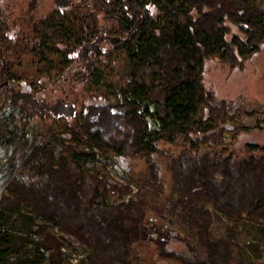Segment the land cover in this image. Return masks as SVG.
<instances>
[{"label":"trees","instance_id":"obj_1","mask_svg":"<svg viewBox=\"0 0 264 264\" xmlns=\"http://www.w3.org/2000/svg\"><path fill=\"white\" fill-rule=\"evenodd\" d=\"M41 1L0 0V83L14 86L6 99L45 132L38 144L27 146L24 132L9 140L14 168L0 191V264H12L14 237L2 225L13 214L32 222L22 207L89 250L78 264H132V245L143 242L181 264H252L232 249L231 234L212 235L206 206L248 217L264 237V143H246L242 154L227 149L221 134L237 110L225 99L213 103L202 67L207 58L234 67L258 51L260 1L115 0L121 17L108 7L113 0H51L39 14ZM123 53L150 69L139 90L104 92L105 103L79 107L39 96L53 71L68 82L108 75ZM24 56L41 63L32 79L19 70ZM151 95L163 97L166 114L147 132L151 113L130 96ZM204 142L218 149L202 151ZM171 240L183 249H168Z\"/></svg>","mask_w":264,"mask_h":264},{"label":"rangeland","instance_id":"obj_2","mask_svg":"<svg viewBox=\"0 0 264 264\" xmlns=\"http://www.w3.org/2000/svg\"><path fill=\"white\" fill-rule=\"evenodd\" d=\"M259 1L264 10V0ZM2 2L26 4V0H2ZM51 6V0H42L38 8L39 14H45ZM108 7L114 15L121 17L119 4L115 0L109 3ZM40 64L38 59L24 56L19 70L26 75V78L32 79L37 76L36 71ZM149 72V68L142 67L135 59L123 53L119 63L108 75L97 70L86 80L68 82L54 80L55 71H53L49 80L42 79L45 89L39 92V96L50 100L59 99L60 102L72 103L76 107H79L80 103L103 104L104 92L119 88L128 90L129 87L139 90L147 85ZM202 83L212 93L214 104L225 99L231 101L237 110L234 115H238V118L227 123L226 131L221 134L224 138L223 144L228 150L242 154L246 143H264V113H260L264 109V43L260 45L258 51L247 56L240 65L234 67L213 58L205 59L202 67ZM18 84L20 89L29 90L27 81ZM11 88L14 89V86L7 82L0 83V191L14 168L13 162L9 161L13 148L9 140L24 132L29 146L41 143L45 133L36 118L26 120L6 99V90L9 91ZM130 97L141 101V108L146 106L151 113L150 116H146L147 132L157 131L161 125L156 116L163 117L166 114L163 97L155 95L143 99ZM198 115L199 112L189 115L184 122L194 126L193 123ZM206 119H208L207 112L203 115V120ZM53 126L56 131H60L63 122L56 120ZM198 135L202 136L201 133ZM198 148L202 151H212L218 149V146L204 142L199 143ZM178 151L173 149L175 153ZM111 172L113 175L117 173ZM131 188L135 190L134 186ZM206 208L210 211V231L213 236L226 238L228 233L231 234L232 249L235 252L247 256L252 264H264V237L258 230L259 223L246 216H226L208 205ZM21 212L32 217V222L13 214L1 227L3 231L14 236L11 238L12 264H78L79 259L89 253L83 244L61 231L56 224L45 222L30 212L29 208L22 207ZM148 216L152 217L151 214ZM154 219L173 226L166 217ZM167 248L178 251L183 249V244L171 240ZM131 261L132 264H181L172 258L158 256L155 246L148 242L132 245Z\"/></svg>","mask_w":264,"mask_h":264}]
</instances>
